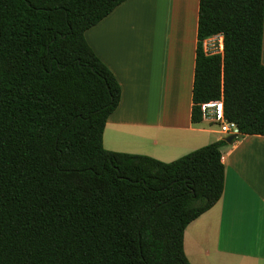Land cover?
Wrapping results in <instances>:
<instances>
[{"label":"trees","instance_id":"16d2710c","mask_svg":"<svg viewBox=\"0 0 264 264\" xmlns=\"http://www.w3.org/2000/svg\"><path fill=\"white\" fill-rule=\"evenodd\" d=\"M125 1L0 0V264H189L184 230L222 195V139L169 163L103 148L121 88L84 33ZM263 12L198 0L192 123L222 97L235 140L264 136Z\"/></svg>","mask_w":264,"mask_h":264},{"label":"crops","instance_id":"0c3cea01","mask_svg":"<svg viewBox=\"0 0 264 264\" xmlns=\"http://www.w3.org/2000/svg\"><path fill=\"white\" fill-rule=\"evenodd\" d=\"M197 20L198 0H127L84 33L121 88L103 131L105 150L169 163L225 138L206 121L191 122ZM221 161L222 195L185 228V257L189 264H264V136H240L221 148Z\"/></svg>","mask_w":264,"mask_h":264},{"label":"built area","instance_id":"2783aa9c","mask_svg":"<svg viewBox=\"0 0 264 264\" xmlns=\"http://www.w3.org/2000/svg\"><path fill=\"white\" fill-rule=\"evenodd\" d=\"M223 36L217 34L206 38L202 42V52L205 56H223ZM201 119L216 126L219 133L225 137L237 136L239 131L235 124L229 123L224 117V107L222 97L215 101H210L200 105Z\"/></svg>","mask_w":264,"mask_h":264},{"label":"rangeland","instance_id":"374dc122","mask_svg":"<svg viewBox=\"0 0 264 264\" xmlns=\"http://www.w3.org/2000/svg\"><path fill=\"white\" fill-rule=\"evenodd\" d=\"M155 22H157L156 23V25H158L159 24V21H157L156 19H155ZM137 29H139V28H135V30L133 31V32H135V34H137ZM155 29V34H152L153 36H151L152 37V41H151V43H152V45L155 47V48H157V44H158V41H159V38H160V28L159 27H156V28H154ZM141 32H142V34L143 35H147V34H145V30L142 28L141 29ZM134 35V34H133ZM141 34H137V35H135V37H137V36H140ZM163 36H166V35H168V31H166V33L164 32L163 34H162ZM145 59V58H144ZM154 70V69H153Z\"/></svg>","mask_w":264,"mask_h":264},{"label":"water","instance_id":"95a60500","mask_svg":"<svg viewBox=\"0 0 264 264\" xmlns=\"http://www.w3.org/2000/svg\"><path fill=\"white\" fill-rule=\"evenodd\" d=\"M236 139L235 136H228V137H225L223 138L222 140L226 143V144H231L234 140Z\"/></svg>","mask_w":264,"mask_h":264}]
</instances>
